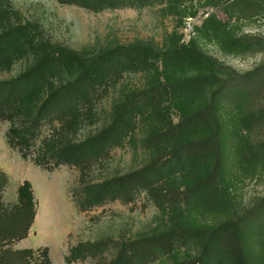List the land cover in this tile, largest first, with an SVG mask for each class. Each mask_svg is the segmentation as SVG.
Segmentation results:
<instances>
[{
    "label": "rangeland",
    "instance_id": "rangeland-1",
    "mask_svg": "<svg viewBox=\"0 0 264 264\" xmlns=\"http://www.w3.org/2000/svg\"><path fill=\"white\" fill-rule=\"evenodd\" d=\"M258 15L254 7L225 0H0V34L19 30L13 51L0 67V81L16 79L29 70L41 58L44 43L86 59L132 45L165 51L187 47L246 77L236 86L238 94L229 91L221 99L226 161L224 200L219 207H214L212 185L204 189L205 200L198 206L185 198L171 205L161 196L160 188L179 194L191 188L198 176L190 166L181 168L170 181H166L167 174L133 180L129 193H118L112 186L115 179L151 168L157 157L151 138L159 133L153 118L132 126L122 142L92 155L83 166L63 162L55 154L42 166L35 164L49 147L82 143L106 129L127 99L157 86L158 79L165 76L163 71L154 72L150 64L149 70H142L126 58L112 63L108 78L99 82L88 98L73 105L69 115H54L41 124L27 159L18 146L9 145L12 123L0 118V173L8 180L1 189L0 211H19L18 190L25 181L32 183L37 202L29 237L10 249L47 248L52 264H67V258L70 264H112L137 243L140 259L136 264H190L201 257L203 241L186 240L173 252L156 241L143 242L174 235L181 227L196 224L211 228L240 221L258 208L264 198V154L254 152L258 144L264 145V125L254 124L250 112L263 108L264 94L258 93L262 82L250 83L247 77L261 69L264 54L233 49L230 39L244 34L264 36V19ZM171 72L176 79L210 73L192 64L171 68ZM79 75L80 68L66 56L38 102L45 98L47 89L65 85ZM218 87L219 82L206 84L191 95V110L206 105ZM171 114L178 121L180 112ZM259 215L250 219L264 225V216ZM249 236L250 249L260 255L257 264H264V230Z\"/></svg>",
    "mask_w": 264,
    "mask_h": 264
},
{
    "label": "trees",
    "instance_id": "trees-1",
    "mask_svg": "<svg viewBox=\"0 0 264 264\" xmlns=\"http://www.w3.org/2000/svg\"><path fill=\"white\" fill-rule=\"evenodd\" d=\"M225 1L254 7L259 12L258 16L264 19V0ZM63 2L71 3L74 0H63ZM92 5L93 3H89L88 6ZM18 34V29L0 34V67L13 51ZM230 39L233 49L253 50L264 54V36L244 34ZM165 50L132 45L120 47L116 51L94 59H86L76 52L44 43L41 58L29 70L16 79L0 81V118L12 123L8 133L9 145L18 146L23 157L27 159L34 143V135L41 124L54 115L62 118L69 115L73 105L88 98L92 89L108 78L112 63L126 58L132 61L133 66L142 70H149L148 64H150L154 72L163 71L165 76L158 79L157 86L151 91L135 93L127 99L116 111L112 123L106 129L82 143L49 147L48 153L39 156L35 164L42 166L50 154H55L63 162L83 166L92 155L122 142L126 137L125 133L132 126L153 118L159 133L151 138L157 156L151 168L139 174L115 179L111 182L112 186L117 188L118 193L124 190L125 193H129L128 187L132 185L133 180L143 181L153 179L156 175L167 174L166 181H170L169 178L179 173L181 168L190 166V170L198 176L191 188L181 194L160 188L161 196L171 205L185 198L186 201H193L198 206L205 200L204 189L212 185L216 193L214 207L216 205L219 207L224 200L221 193L226 161L222 143L225 126L219 115L221 99H225L229 91L234 90L233 93L238 94L236 86L242 85L246 77L240 76L231 68L219 64L196 49L180 47ZM66 56H71L76 66L80 68L79 77L60 87L47 89L45 98L38 102L40 93L44 92L48 80ZM187 64L199 66L204 70L207 68L210 73L205 77L191 79L173 77L171 68ZM263 74L264 64L260 70L251 75V78L247 77L250 83L262 82L263 88L258 91L260 95L264 94ZM218 82L219 87L210 101L196 111L191 110V95L197 94L206 84L215 85ZM171 110L180 112L178 121L171 114ZM250 115L254 124L264 125V106L260 110L252 109ZM18 121L22 122L20 126L17 125ZM257 148L254 153L264 154V145L258 144ZM126 180L130 184L127 185ZM7 182V177L0 173V200L1 189ZM18 194L19 211L8 213L0 211V264H52L47 248L38 251L10 249L13 244L29 237L37 216V202L32 183L25 181L19 187ZM256 214L264 216V198L258 208L240 221H227L211 228L196 224L191 227H181L174 235H165L160 240L153 239L143 244L156 241L154 243H160L162 248L173 252L180 247L181 242L189 239L201 240L202 255L195 263L190 264H257L260 255L259 252L250 249L249 234L260 229L264 230V225L258 224L254 218V220L250 219ZM137 251L138 244L133 243L126 254L117 258L112 264H136L140 259ZM70 262L71 259L67 258L66 263L70 264Z\"/></svg>",
    "mask_w": 264,
    "mask_h": 264
}]
</instances>
